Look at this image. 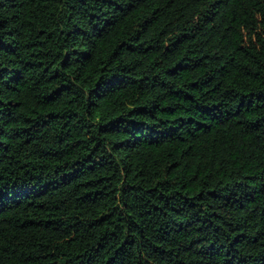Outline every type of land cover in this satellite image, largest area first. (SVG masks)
<instances>
[{"label":"trees","instance_id":"16d2710c","mask_svg":"<svg viewBox=\"0 0 264 264\" xmlns=\"http://www.w3.org/2000/svg\"><path fill=\"white\" fill-rule=\"evenodd\" d=\"M0 264H264V0H0Z\"/></svg>","mask_w":264,"mask_h":264}]
</instances>
